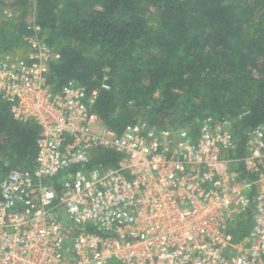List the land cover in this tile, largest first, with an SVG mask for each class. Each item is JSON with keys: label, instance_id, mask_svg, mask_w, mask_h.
I'll return each instance as SVG.
<instances>
[{"label": "built area", "instance_id": "1", "mask_svg": "<svg viewBox=\"0 0 264 264\" xmlns=\"http://www.w3.org/2000/svg\"><path fill=\"white\" fill-rule=\"evenodd\" d=\"M53 59L39 38L0 55V98L40 127L32 166L0 177V264H264V124L243 155L228 115L196 132L145 118L116 131L97 91L54 87Z\"/></svg>", "mask_w": 264, "mask_h": 264}, {"label": "trees", "instance_id": "2", "mask_svg": "<svg viewBox=\"0 0 264 264\" xmlns=\"http://www.w3.org/2000/svg\"><path fill=\"white\" fill-rule=\"evenodd\" d=\"M22 1L25 8L0 26V52L25 55L34 11L54 50V87L76 80L97 91L107 127L121 131L139 119L121 103L139 108L156 98L143 115L151 122L196 132L210 113L232 117L243 155L246 131L264 124V0H33L29 9ZM39 132L0 98V177L32 166ZM100 159L119 157L103 151ZM247 230L239 224L235 236Z\"/></svg>", "mask_w": 264, "mask_h": 264}, {"label": "rangeland", "instance_id": "3", "mask_svg": "<svg viewBox=\"0 0 264 264\" xmlns=\"http://www.w3.org/2000/svg\"><path fill=\"white\" fill-rule=\"evenodd\" d=\"M32 1L33 0H27V8L28 9L30 8V5H31ZM23 4H24V2L22 0H5V3L3 5L0 4V26L2 25L3 21L8 20L12 16L14 17V16L18 15L20 13L19 10L25 8V7L22 6ZM34 21H35L34 11L33 12L31 11L27 15V22L29 24H32ZM2 35H3V32L0 31V38L2 37ZM35 38H37V39L39 38L40 40L44 41V38H42L40 36V34H38V33H34L32 36L27 37V39H29V43H30V41L32 39H35ZM0 41H1V39H0ZM29 49H30V46L27 48L25 53L27 51H29ZM19 52H21V50H19ZM5 53H8V52H5ZM5 53L4 52H0V55H3ZM144 99H147V98H144ZM143 101H145V100H143ZM154 102H156V98H151L150 101L146 100L142 105H140L139 108L138 107L135 108L134 102H128L127 104L121 103L120 106H119V109H120V111H126L128 109L127 107L131 106V109H134L133 116L135 118H143V115H144V113L146 111V108L148 106H151ZM166 122H165V124H167Z\"/></svg>", "mask_w": 264, "mask_h": 264}]
</instances>
